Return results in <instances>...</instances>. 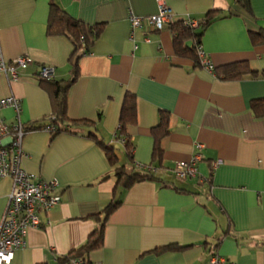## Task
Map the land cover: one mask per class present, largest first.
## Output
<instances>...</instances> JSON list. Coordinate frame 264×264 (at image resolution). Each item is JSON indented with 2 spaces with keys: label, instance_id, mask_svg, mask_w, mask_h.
<instances>
[{
  "label": "crops",
  "instance_id": "0c3cea01",
  "mask_svg": "<svg viewBox=\"0 0 264 264\" xmlns=\"http://www.w3.org/2000/svg\"><path fill=\"white\" fill-rule=\"evenodd\" d=\"M52 2L104 27L81 52L79 74L68 91V117L87 122L72 127L77 134L33 130L24 136L23 167L42 179H57L62 202L41 214V226L29 231L11 264H58L101 227L105 208L117 200L121 204L106 221L102 245L86 255L91 262L208 264L218 253L237 264H264V114L252 107L264 99V43L255 44L251 36L264 31V0H249L250 10L237 0H164L173 22L200 21L216 11L201 45L216 68L247 62L257 72L239 79L220 77L177 54L171 24L133 30L131 15L157 14L159 0H0L4 58L34 59L14 80L0 71V99L15 96L22 104L19 114L1 108L0 124L18 119L25 127L45 124L53 107L40 68L54 67L53 80L72 76L71 40L48 34ZM127 92L136 96L137 123L124 135L120 115ZM163 112L170 133L161 141L158 160L152 130ZM123 139L131 142L130 156ZM99 141L114 147L117 164L109 162ZM197 153L198 177L176 176V163ZM136 163L157 171L125 188L116 168L141 171ZM11 188V178L0 180V221ZM169 245L187 247L163 250Z\"/></svg>",
  "mask_w": 264,
  "mask_h": 264
},
{
  "label": "built area",
  "instance_id": "2783aa9c",
  "mask_svg": "<svg viewBox=\"0 0 264 264\" xmlns=\"http://www.w3.org/2000/svg\"><path fill=\"white\" fill-rule=\"evenodd\" d=\"M160 7L157 14L139 17L131 15L130 26L134 29L145 31L161 30L165 25L173 22L171 9L164 0H159ZM186 24L197 29L199 21L188 17ZM200 64L203 68L214 72L215 64L208 53L200 44L197 49ZM34 63V59L28 55H20L7 61L2 53L0 45V71L4 72L10 80L18 76V69H25ZM40 79L52 80L54 67L42 66L38 72ZM13 107L17 114L20 113L21 100L15 96L0 99V109ZM43 130L51 133L55 127L46 125ZM25 125L19 119L11 124H0V180L11 178L12 188L8 196V204L0 221V264H11L15 251L24 248L27 237L32 228L41 226V214L48 213L62 202V196L57 192L59 181L42 179L36 174L28 172L23 167V159L27 153L23 150L22 143L27 134ZM127 142V139H123ZM198 148L203 147L199 143ZM201 160L199 153L194 154L189 160L178 161L174 172L179 178L193 179L199 175L198 163ZM216 162L215 165H218ZM136 168L147 173H155L157 168L152 165L136 163ZM58 264H101L91 262L85 257L75 256L59 261ZM208 264H237L235 261L218 253L211 255Z\"/></svg>",
  "mask_w": 264,
  "mask_h": 264
},
{
  "label": "trees",
  "instance_id": "16d2710c",
  "mask_svg": "<svg viewBox=\"0 0 264 264\" xmlns=\"http://www.w3.org/2000/svg\"><path fill=\"white\" fill-rule=\"evenodd\" d=\"M247 10H250L249 0H237ZM215 10L208 11L203 20L199 21L200 31L195 28H191L186 24V20H180L171 23V29L174 34V45L176 53L179 55H189L195 59L196 65L201 66L198 57L197 49L201 44V38L207 28L213 23L216 16ZM104 23L89 25L84 21L74 18L69 15L65 10L60 8L56 3L52 2L50 6V16L48 23L49 35H63L68 37L74 47V52L71 58L73 61L72 76L67 80H46L41 79V84L47 88L51 95L53 112L48 116L47 122L43 125H34L25 127L27 132L33 130H43L46 125H53L55 130L50 134L55 136L62 132L76 133L72 127L78 122L85 123L87 120H70L67 115V98L68 91L72 84L75 82L79 74L78 59L81 52L88 51L95 43L96 39L103 31ZM198 27V28H199ZM251 36L255 44L264 43V31L252 32ZM189 40L192 44H189ZM217 74L220 77L226 79H239L247 74L255 75L256 71L252 70L247 62H235L225 65L220 68H215ZM252 107L258 115L264 114V99H257L253 101ZM137 123V104L136 96L134 93L127 92L123 100L122 111L120 115V131L124 135H128L130 127ZM154 136V148L153 158L161 160L163 156V148L161 146L162 139L170 133L169 128V115L164 113L161 116L160 122L152 130ZM99 143L103 146L105 154L109 162L113 165L117 164L118 156L112 145L106 144L102 141ZM127 154L130 156L132 151V145L129 140L126 142ZM116 176L118 183L129 188L136 182L143 181L145 179L153 178L151 173L143 171H128L126 166H119L116 168ZM121 204V200L113 201L104 210V219L102 225L97 229L88 239V241L79 249L71 252L67 256L62 258V261L75 256L87 258V253L91 250L98 248L103 243L104 227L108 217L118 208ZM187 246L182 245H169L163 248L169 250H181Z\"/></svg>",
  "mask_w": 264,
  "mask_h": 264
}]
</instances>
